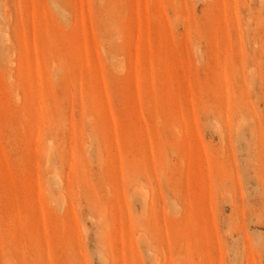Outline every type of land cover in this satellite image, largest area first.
<instances>
[{
    "label": "rangeland",
    "instance_id": "374dc122",
    "mask_svg": "<svg viewBox=\"0 0 264 264\" xmlns=\"http://www.w3.org/2000/svg\"><path fill=\"white\" fill-rule=\"evenodd\" d=\"M0 264H264V0H0Z\"/></svg>",
    "mask_w": 264,
    "mask_h": 264
}]
</instances>
